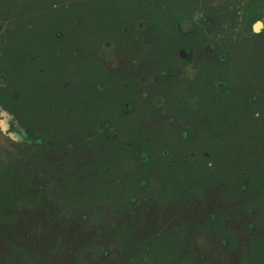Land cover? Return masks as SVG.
<instances>
[{"label": "flooded vegetation", "instance_id": "1", "mask_svg": "<svg viewBox=\"0 0 264 264\" xmlns=\"http://www.w3.org/2000/svg\"><path fill=\"white\" fill-rule=\"evenodd\" d=\"M81 1L69 22L58 20L68 6L46 4L50 13L57 7L51 14L54 22L47 24L53 36H35L34 20L24 25L27 35L24 21L14 19L13 27L0 24L2 51L15 59L14 67L19 60L29 68L35 60L42 62L26 76L25 98L19 81L7 86L0 77V129L18 136V146L44 142V135L57 148L66 141L75 156L94 155L99 148L95 151L93 145L110 147L100 136L112 139L114 148L123 142L132 145L117 130L115 118L131 119L140 116L142 107L149 108L135 128L145 146L159 133L179 142L195 139L181 155L161 144L156 170L188 171L194 186L223 187L221 182L211 184V175L199 173L219 171L227 180L224 166L242 163L247 153L244 143L233 139L240 129L245 132L241 124L251 128L264 122V0ZM93 3L102 7L96 11ZM99 18L102 26H113L107 37L86 31L87 22L92 26ZM7 27L13 29L9 35ZM164 86H172L173 99ZM241 111L246 115L240 116ZM84 129L96 132L88 131L85 139ZM87 140L93 141L92 149L85 148ZM48 154L54 152L49 149ZM140 155L145 163L153 158L144 147ZM121 162L120 170L136 169H128L126 176L136 185L133 179L144 163L135 160L130 167ZM140 176L146 187L148 179Z\"/></svg>", "mask_w": 264, "mask_h": 264}, {"label": "trees", "instance_id": "2", "mask_svg": "<svg viewBox=\"0 0 264 264\" xmlns=\"http://www.w3.org/2000/svg\"><path fill=\"white\" fill-rule=\"evenodd\" d=\"M83 131L85 139L88 131L96 132L91 129ZM41 137L44 142L34 145L19 143L16 154H10L13 160L0 176V239L4 238V242L0 240V250H6L0 253V264H159L158 256H165L164 262L168 264H188L193 258L205 264L211 263L213 253H199L195 256L191 251L199 243L210 246V237H195V227L190 229L187 223L178 232L171 227L172 231L168 234L156 238L149 233L141 235L135 232L130 222L134 221L133 216H137V200H145L147 196L129 194L126 199L122 198L119 188L130 174L128 172L125 176L117 177L122 162L116 165L112 154L116 145L112 139L99 137V141L109 144V148L100 143L95 146L92 140H87L85 148L92 149L93 145L95 151L99 148L97 154L87 152L75 156L68 151L70 146L66 141L57 144V148L53 144L49 145L44 135ZM49 149L54 152L53 155L48 154ZM135 157L138 163L146 164L142 162L140 151ZM251 164L233 162L232 170L242 174V177L235 187V193L230 196L228 187L223 186L222 196L232 199L231 202H236L241 210L244 208L245 213H260V227L255 229H259L258 232L249 236L248 241L238 243L237 239L245 230L253 231L254 227L248 224L235 230L226 224L230 215L223 213L221 208L215 211L218 216L225 215L217 219L220 222L218 225L211 222L213 213H208L203 219L204 226L196 228L205 237L207 231H219L221 237L217 246L222 245L225 253L236 250L237 264H264V188L255 184L254 177L246 176ZM199 174L210 176V173ZM181 177V200L191 193L204 196L212 190V187L194 186L188 171H183ZM137 184L145 185L141 180ZM170 189L166 183L160 182L159 190L162 193ZM104 203L117 208L112 217L105 214ZM151 208L160 214L161 207L155 202H152ZM127 211L131 215L128 222L122 218ZM77 220L81 222V227L71 229ZM32 228L35 234H29L28 245L13 236L21 233L22 238H25L22 232L27 233ZM87 232L91 235H84ZM252 253L254 257L249 262L248 256Z\"/></svg>", "mask_w": 264, "mask_h": 264}, {"label": "rangeland", "instance_id": "3", "mask_svg": "<svg viewBox=\"0 0 264 264\" xmlns=\"http://www.w3.org/2000/svg\"><path fill=\"white\" fill-rule=\"evenodd\" d=\"M62 1V2H61ZM0 0V24H9V27H13L12 21L18 20V23L23 22L21 25L23 27V32L25 33L24 25L31 20H34L37 22V27L35 32V36L40 37H46L53 36V32L50 33L49 27L47 26L48 21L50 23L54 22V18L52 17V11L57 9V7H52L51 13L47 11L46 4L50 2H57V3H64L69 10L66 15H63L62 17H59L58 20L61 21H71L73 19L74 12L76 11V6L79 5L82 1L81 0ZM77 3V4H76ZM51 4V3H50ZM93 8L97 11L102 7L98 3H93ZM58 9H61L60 7ZM66 9V8H64ZM62 10V9H61ZM17 11H23V16H19ZM13 18V19H11ZM103 19L99 18L97 19V22L94 20L93 23H91L92 26H90V21H88V26L86 28V31L90 32L92 30L99 31L100 34L104 36H109L112 31V25L108 24L105 27L102 26ZM16 22V21H15ZM16 22V24H18ZM7 27V29H10ZM1 32V30H0ZM13 32V29H10L7 31V35L9 33ZM49 33V34H48ZM25 33V35H27ZM5 44V43H4ZM4 44L0 43V77H3L5 80V85L11 86L13 83L20 82V95L21 98H25L28 91V83L25 79H27L26 76H29V74H32L35 69H37L38 64H42L40 59H38L35 63L31 65L29 68V65L23 63L22 60H19L20 63L19 67H14V61L15 59L11 57H7L4 55L2 49H4ZM8 44V43H7ZM6 44V46H7ZM13 44V43H12ZM11 48V47H9ZM20 48L17 46V50L19 51ZM26 62L29 64V62L26 60ZM35 68V69H34ZM16 74L20 75L21 78L19 79L16 77ZM25 76V77H23ZM177 86H182L181 82L179 80L175 81ZM165 91V95L169 98H172V86H164L162 88ZM192 92V89L188 91V93ZM173 99V98H172ZM116 108H112V112L116 113ZM152 110L149 108H141L138 110L137 115H147ZM246 112L241 111L240 116H245ZM140 116L134 117V118H122V117H116V127L120 134H122L126 140L131 141L132 145H128L126 142L120 143L116 148L112 150V154L114 156V159H116V165H119V161L124 160L125 162L130 164V167L134 164V161L137 160L135 157L137 155V152L140 151L141 148H147L149 150L150 155L153 157L151 162L144 164L139 171H136L140 175L146 177L149 181V184L146 187L143 186H137L134 183L131 182L130 179H127L121 183V188H119V191H121L122 198L126 199L128 195H142L147 196L144 199H138L137 200V206L135 213L137 216H133L130 224L132 227L136 229L137 234H151L154 238L162 236L163 234H168L170 231H176L178 232V229L183 226L184 223H187L188 227L194 228V236L198 237L199 239L202 238H209L210 237V246L201 245L200 243L195 245L193 248H191V251L194 253V255H198L199 253H213V257L210 264H237L238 262V253L233 251L231 253H225L223 248L220 246H217L216 243L219 242L220 239V232L219 231H207V236L205 237L204 234L201 233V231L197 230L196 228L203 227L204 226V217L208 215V213H213L212 223L213 224H219L220 222L217 220L218 218H224L225 215L218 216V213L215 211L218 210L216 208H221L223 213H229L230 219L227 220L226 224L228 223L229 226L233 227L235 230L240 229L241 227H246L248 224H252L254 229L253 231H246L245 233L240 236V238L237 239V242L242 243L243 241H248V237L255 235L258 230L255 229L260 227L259 223V216L260 213L257 211L252 212H244V208L241 210L237 204L234 202H231L232 199L222 196V187L220 186H213L211 191L209 190L208 193L202 195H194L190 194L189 197H187L184 200H181L180 196H183L181 194L182 190L179 189L180 185L182 184L180 182L181 175L183 171H170L167 169L164 170H156L157 166L156 164L161 163V158L159 156V151L157 154L158 148L161 146V144L168 145L176 155H181L188 149H190V146H192L195 143V139L186 140V142H183L182 140H178L176 137H170L171 135L167 136L168 133H159L156 134V139L153 140V142L148 143V145L145 146V142L142 139V135L140 133L136 134L135 128L139 127V123L141 122ZM246 123H242V128L245 129V132L242 133L240 129V135L233 137L235 141L238 143H244L247 149V153L244 155V159L240 162L244 163L246 165V162H250L251 168L248 170V173H246V176L254 177L255 184L264 188V122H260L256 124L253 127H247L245 125ZM76 124H72V127H74ZM159 136V137H158ZM13 135H9L2 131L0 129V176L3 175V173L7 170L9 164L13 160V155L10 154H16V151H18V139L13 138ZM212 142L209 141V145H211ZM213 149V148H212ZM214 154L218 155V153L214 152ZM253 160H257L259 163L255 164ZM240 165H244L239 163ZM217 165L224 166L219 161H217ZM227 170L226 172H229L227 180L225 179L224 175L222 176V173L220 172H210L211 175V184L215 182H221L224 184V186L228 187V194L231 196L233 193L236 192V185L239 183L241 179L242 174H238L235 172V170H231L230 167L224 166ZM59 170H61L58 167ZM128 166L124 167L122 170L117 171L119 175L117 177H121L122 175L125 176L126 173L130 171H135L136 169H129ZM246 170V169H245ZM251 170V171H250ZM55 172V171H54ZM179 173V174H175ZM133 174V173H132ZM121 175V176H120ZM54 177H58L54 175ZM224 177V178H223ZM160 179L166 183L168 186L171 187V189L167 193H162L160 189ZM225 179V180H224ZM136 182L140 180V178L136 175L134 179ZM182 181V180H181ZM184 191V190H183ZM151 196H154L152 199ZM154 199V200H153ZM144 200V201H143ZM151 200V201H150ZM150 201V202H149ZM152 202H155L156 205L161 207L160 214H156V211L152 209ZM102 206V205H101ZM101 206H98L100 209ZM148 207V208H147ZM251 208L253 206L251 205ZM117 208L111 207L104 203V211L107 217H112L115 214V210ZM124 212V211H123ZM124 214V213H123ZM130 214V213H129ZM125 212L124 215H122V218H125L126 221L131 220V215ZM104 216V215H103ZM35 226V225H33ZM81 222L79 220L74 221L71 229L73 228H80ZM172 227V230L170 229ZM174 227H176L174 229ZM24 234L25 238H22L23 235L17 234L15 237V234L13 235L15 239H22L21 242L24 243V245H28L30 243V235L29 234H35V229L32 228L27 233L25 231L22 232ZM84 235L90 236L91 233L87 232L84 233ZM140 237L139 235H137ZM161 238V237H160ZM111 239V238H110ZM2 242H4V238L0 239ZM180 241L179 239H176ZM181 242V241H180ZM219 245V244H218ZM166 249L167 247H164ZM6 250H0V253L4 252ZM155 255V254H153ZM165 257V256H164ZM164 257L159 256L157 257V261L159 264H168L167 262H164ZM254 257V253L248 256V261L251 262L252 258ZM185 264V263H184ZM188 264H205L201 261L196 260L193 258L190 263Z\"/></svg>", "mask_w": 264, "mask_h": 264}]
</instances>
